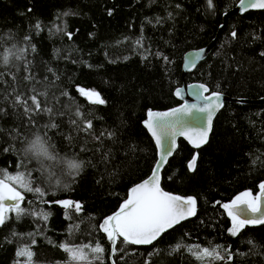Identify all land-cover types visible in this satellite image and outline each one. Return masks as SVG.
Instances as JSON below:
<instances>
[{"label": "trees", "instance_id": "obj_1", "mask_svg": "<svg viewBox=\"0 0 264 264\" xmlns=\"http://www.w3.org/2000/svg\"><path fill=\"white\" fill-rule=\"evenodd\" d=\"M237 1L213 0L209 7L207 0H0V73L4 74L0 177L4 171L23 173L33 188L47 193L44 200L82 205L76 212L42 203L35 193L15 185L25 196L21 207L33 214L17 219L9 213L11 218L0 226V264H29L27 257L16 255L28 247L34 253L30 264H68V254L60 245L94 246L96 242L104 252L102 260L92 264H264V225L246 226L232 236L228 232L231 219L222 207L244 191L256 195L264 181V103H225L209 141L197 150L193 171L187 163L194 150L179 140L163 169L161 185L169 192L194 197V216L151 245L118 244L122 250L112 254V261L110 242L99 228L119 210L129 188L151 173L156 147L142 124L147 111L179 103L174 90L182 82L184 53L207 45L223 23L222 15ZM233 31L236 38L231 36ZM20 48L27 49L23 55L31 61L30 73L51 82L47 106L54 110L51 120L57 128L45 127L50 121L46 113L34 115L36 124L30 125L23 109L11 106V96L4 100L12 87L26 91L29 84L22 80L28 74L23 60L14 59L21 54ZM9 53L10 63L4 66L3 56ZM261 53L264 10L236 14L186 81L202 82L230 97H264ZM15 65L20 71L14 83L10 73ZM78 89L99 93L105 103H91ZM77 110L80 117L75 115ZM72 119L90 120L97 136L101 132L115 135L102 138L101 145L88 133L77 131ZM36 135L47 140L54 159L26 153ZM105 152L110 153L107 161L102 159ZM68 160L83 162L79 175H69ZM41 210L49 213L46 221L35 215ZM177 245L179 250H174ZM192 246L217 249L225 260H197L188 251ZM225 250L232 253L231 261Z\"/></svg>", "mask_w": 264, "mask_h": 264}, {"label": "snow or ice", "instance_id": "obj_2", "mask_svg": "<svg viewBox=\"0 0 264 264\" xmlns=\"http://www.w3.org/2000/svg\"><path fill=\"white\" fill-rule=\"evenodd\" d=\"M207 3L209 7L213 6V0H207ZM240 6L242 10H247L248 8L264 9V0H240ZM65 15H68V13H65ZM36 27L39 28L40 25L37 24ZM68 35L70 38L71 34L68 33ZM231 36L236 38L237 33L233 31ZM23 39L28 41L29 38L24 37ZM25 51L27 49L20 48L19 52L21 54L15 56L14 59L16 61L23 60L24 72L28 74L24 75L22 80L28 81L29 84L25 86L26 91H18L16 87H12V92L5 95L4 100H9V96H11L12 98L9 101L11 106L13 108H22L23 113L29 117L30 125L34 126L36 124V121L33 119L34 115L46 113L49 115L50 121L45 127L57 128L58 125L51 120V117L55 115L54 110L52 107L47 106L49 96L48 86L51 82L47 80V77L44 78V81L37 80L30 73L29 65L31 61L25 59L23 55ZM31 51H35L34 46L31 47ZM261 55H264V53H261ZM11 56V53L3 56L2 63L4 66L9 65ZM198 58L197 56L190 59L189 63L192 67H195ZM14 67L15 72L10 73V75L15 83L17 79L16 73L20 71V67L19 65H15ZM48 71L52 72V69H48ZM3 75V73H0V82L3 81ZM198 87L199 90L195 92V95L203 103H186L181 107L173 108L165 112L148 111L144 124L154 138L157 148L160 150V159L157 161L151 176L133 186L128 192L127 198L120 204L119 210L107 216L99 225L100 230L105 233L106 239L110 242L113 255L117 251L122 250L117 247L118 244L124 246L151 245L182 220L196 214L197 201L194 197L174 195L164 191L160 187L159 170L163 163L166 162L167 157L172 154L177 136L186 137L197 148L207 143L208 134L211 131L212 119L216 112L223 106L221 103L222 94L219 92H211L205 96L203 93L209 91L207 86L201 84ZM78 90L93 104L105 103L104 99L95 91ZM5 92H7V89H5ZM180 94L181 90L177 89L176 95L179 96ZM62 95L67 94L62 93ZM2 112H4V109L0 107V113ZM59 114L63 115L62 112ZM197 114L202 115L197 116ZM75 115L80 117L82 114L77 110ZM188 117L193 119L202 118L206 120L207 126L200 128L191 127L186 120ZM70 123L76 126L77 131L88 133L94 140L100 141L101 145H103L102 138L111 139L115 135L114 132H107V134L101 132L99 136L95 135L92 131L93 125L90 120L84 123H78L76 119H72ZM8 150L3 149V151ZM99 150L97 149V151ZM25 151L37 158L54 159L49 152L47 140L40 135H36L34 139L28 142ZM109 154V152H105L102 159L107 161ZM66 163L70 170L69 175H79L83 169L82 161L68 160ZM195 163L196 157L194 156L187 165L189 170L194 169ZM15 185H18L23 191L35 193L42 203H56L65 209L74 208L76 212L82 209V205L79 202L70 200L46 201L44 197L47 193L41 187L33 188L31 182L25 180L23 173L18 172L16 175H10L4 171L3 176L0 177V226H4L6 221L11 218L9 213H15L17 219L24 214H33L27 213V210L21 207L25 197L22 191L18 190ZM259 188L261 190V195L259 196L253 197L250 191H245L237 195L230 203L222 204L227 216L231 219V226L228 228L230 235L237 236L246 226L264 225V183H261ZM35 215L46 221L49 213L41 210L35 213ZM31 243L34 244L35 240L33 239ZM249 243L251 244L253 242L249 241ZM60 247L68 254V264H92L93 260H102V254L104 252V248L99 242H96L94 246L92 244H84L72 247L63 244ZM179 247L177 245L174 250H179ZM188 251L192 252L197 260H204L205 258L225 260V256L221 255L217 249H201L199 246H192L188 248ZM225 251L228 252L227 260L231 261L232 253L229 250ZM16 255L18 257H27L30 264L31 257L34 253L28 247L19 250ZM112 264H115V261Z\"/></svg>", "mask_w": 264, "mask_h": 264}, {"label": "water", "instance_id": "obj_3", "mask_svg": "<svg viewBox=\"0 0 264 264\" xmlns=\"http://www.w3.org/2000/svg\"><path fill=\"white\" fill-rule=\"evenodd\" d=\"M259 10H264V9H259V8H248L247 10H242L241 6H240V0L237 1V3L229 10H227L223 15H222V21L223 23L219 25V28L217 30V33L215 35V37L205 46L203 47H200V48H195V49H191V50H188L187 52L184 53L183 55V61H182V68H181V78H182V82H181V85L178 86L177 88H175L174 90V97L176 98V100L179 102L177 103L176 105L174 106H171L169 108H166V109H152V111L154 112H165V111H169L173 108H178V107H181L182 105L184 104H193V103H203L202 100L198 99L197 96L195 95V92L199 90V85L203 84V85H206L202 82H196V81H193V82H187L186 81V75L190 72H192L196 67L197 65L202 62L203 60H205L207 58V56L210 54V52L212 51L213 47H215L216 43H217V40H218V37H219V34L221 33L223 27L226 25L227 23V20L229 18H231L232 16L234 15H242L248 11H259ZM203 50V51H201ZM199 57L198 60H197V63L195 65V67H192L191 64L189 63L190 59L192 58H195V57ZM207 86V85H206ZM207 88L209 89L208 92L206 93H203V95H209L211 92H218V91H211L210 88L207 86ZM177 89H180L181 90V94L179 96L176 95V90ZM221 93V92H219ZM221 103H222V107L216 112V114L214 115L213 119H212V126H211V131L209 132L208 134V140L207 142L209 141V138H210V135H211V132H212V128H213V122L217 116V114L220 112V110L224 107L225 103L227 102H236V103H239V104H261V103H264V97H260V98H257V99H249V98H237V97H230L224 93H221ZM89 100V99H88ZM149 111V110H148ZM147 111V113H148ZM147 113H146V117L144 118L142 124L143 126L145 127V129L147 130V132L149 133V135L151 136V133L148 131V129L146 128L145 124H144V121L147 119ZM202 114H197V116H201ZM187 122L189 123V126L191 127H195V128H200V127H206L207 124H206V120L202 119V118H199V119H193V118H186ZM154 144H155V141H154V138L151 136ZM182 139L184 140L193 150V154H192V157L190 158V160L188 161V163L192 160V158L195 156L196 157V161H197V157H198V152L197 150H199L200 148H202L204 145H206L207 143L205 144H202L200 147H195L194 144L192 142H190L186 137L184 136H177L176 137V142H175V147H174V150L172 152V154L170 156L167 157V160L165 163H163V165L160 167V170H159V178H160V187L163 189L162 185H161V181H162V172H163V169L165 168L166 164L168 163L169 159L174 155V153L176 152L177 148H178V145H179V140ZM155 147H156V160H155V163L152 167V170H151V173L146 177L144 178L143 180L147 179L148 177L151 176L152 174V171L153 169L156 167V163L157 161L160 159V150L157 148L156 144H155ZM187 163V165H188ZM196 165V163H195ZM189 169V168H188ZM195 169V167H194ZM193 169V170H194ZM193 170H190V171H193ZM143 180H141L140 182L138 183H141ZM136 183V184H138ZM264 183V181L262 182ZM136 184H134L133 186H135ZM131 186L128 190V192L130 191V189L133 187ZM18 189V188H17ZM19 190V189H18ZM164 191L166 192H169L165 189H163ZM169 193H172L174 195H179V194H176V193H173V192H169ZM23 194V193H22ZM24 195V194H23ZM128 195V194H127ZM261 195V190L259 188L258 192L256 193L255 196H259ZM179 196H182V195H179ZM25 197V196H24ZM184 197V196H182ZM232 201V200H231ZM230 201V202H231ZM228 202V203H230ZM23 203V202H22ZM224 204V203H222ZM22 205V204H21ZM190 218V217H188ZM187 218V219H188ZM186 220V219H185ZM184 221V220H182ZM181 221V222H182ZM180 222V223H181ZM170 230V229H169ZM140 246H146V245H140ZM110 259L112 261V252H111V255H110Z\"/></svg>", "mask_w": 264, "mask_h": 264}, {"label": "rangeland", "instance_id": "obj_4", "mask_svg": "<svg viewBox=\"0 0 264 264\" xmlns=\"http://www.w3.org/2000/svg\"><path fill=\"white\" fill-rule=\"evenodd\" d=\"M85 91H90V90H86V89H84ZM245 192V191H244ZM243 193V192H242ZM241 194V193H240ZM239 194V195H240ZM253 195V197H255V195L254 194H252ZM200 247V246H199ZM201 249L203 248V247H200Z\"/></svg>", "mask_w": 264, "mask_h": 264}]
</instances>
